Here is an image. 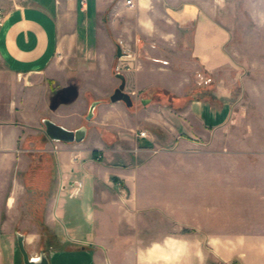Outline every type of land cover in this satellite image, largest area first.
Masks as SVG:
<instances>
[{
    "label": "crops",
    "instance_id": "1",
    "mask_svg": "<svg viewBox=\"0 0 264 264\" xmlns=\"http://www.w3.org/2000/svg\"><path fill=\"white\" fill-rule=\"evenodd\" d=\"M127 1L91 0L82 11L80 0H0V264H24L19 233L32 258L45 252L51 264H264V125L253 124L252 156L207 154L197 169L193 151L182 174L171 168L176 156L154 150L151 139L130 140L141 147L133 163L109 148H122L119 140L67 144L42 130L46 118L79 128L52 117L64 96L54 89L59 62L70 52L103 41L121 46L140 58L126 75L133 92L167 85L184 100V90L156 78L159 62H192L191 70L199 62L212 75L260 41L264 12L255 4L264 0ZM247 19L257 25L255 40ZM261 63L253 64L258 83ZM253 94L259 105L264 90ZM191 98L184 114L204 130L214 126L227 142L228 131L240 129L228 104ZM107 107L108 123L123 127L124 102Z\"/></svg>",
    "mask_w": 264,
    "mask_h": 264
},
{
    "label": "rangeland",
    "instance_id": "2",
    "mask_svg": "<svg viewBox=\"0 0 264 264\" xmlns=\"http://www.w3.org/2000/svg\"><path fill=\"white\" fill-rule=\"evenodd\" d=\"M255 9L264 12V4H255ZM242 21L245 27L253 29L247 34L248 41L255 40L257 25L251 19ZM258 21L260 29L262 28L259 31L258 44L256 42L254 45L249 44V47L253 48L240 52L244 54L242 62H230L228 68H220L212 75H209L199 62H195V68L192 70L188 66H193L192 62H159L161 69L156 78L162 84L170 83L177 90H184L187 99H178V94L171 91L167 85L149 87L139 92H133L132 87L127 85V92L135 102L133 107H127L124 103L125 109L117 111L124 124L117 129L112 122L111 124L108 123V119L106 120L108 111L105 109L113 104L111 96L121 83L116 77V71L122 67L125 75L134 72L140 64L139 56L125 50L131 57L121 59L117 56V46L104 41L98 47L92 45L94 48L70 52L66 59L59 62L60 79L55 81L54 88L69 97L70 102H61L60 97H57L53 102L52 117L58 113L70 126L87 127L88 136L84 142L79 143L83 146H91L98 139L112 138L123 142L122 148L113 146L109 148L117 149L118 151L113 150V153L125 158L127 162L134 163L135 156L141 149L140 146L131 145V139L143 141L151 139L154 150L171 152L170 154L176 156L171 168L178 170L180 174L189 169L188 155H192L193 151L197 169L203 168V158L207 154L226 151L229 154L243 153L252 156L259 148L257 140L253 139V135L258 133L253 131V124L264 125V98H261L259 105L257 99L253 100V92L264 90V82H255L253 75V64L260 62L262 67L261 62H264V20ZM129 67L131 70H128ZM188 70L192 74H188ZM193 95L205 96L216 106L221 102L228 104L233 110L232 122L243 127L236 129L237 127L233 126L232 130L228 131L227 142L220 131H215L214 126L204 130L197 119L184 114L185 103L192 101ZM94 102L99 104L94 117L88 120ZM131 124L136 126V131L130 129ZM40 126L45 132L43 122ZM141 132H147L148 138L140 137ZM180 139L186 142L182 143ZM188 140L196 144L191 145ZM100 152L99 159L106 160L108 158L106 151ZM186 182V179L180 178V185H186ZM75 195L77 192L74 191L71 196Z\"/></svg>",
    "mask_w": 264,
    "mask_h": 264
},
{
    "label": "water",
    "instance_id": "3",
    "mask_svg": "<svg viewBox=\"0 0 264 264\" xmlns=\"http://www.w3.org/2000/svg\"><path fill=\"white\" fill-rule=\"evenodd\" d=\"M124 52L121 46H118L117 56L122 57ZM116 77L121 81L119 87L116 89L114 94L111 96L112 103L124 102L127 107H133L134 100L130 93L127 92V77L125 74H116ZM63 102H70V98L63 96L61 98ZM99 102H94L90 108L87 119L91 120L94 117L95 109ZM45 126V132L47 136L56 142H63L67 144L82 143L88 136L87 127L83 126L78 129H68L53 120L46 118L43 120ZM17 240L20 252L23 256L24 264H51L49 256L45 252H41L38 258H32L26 248L25 236L23 234H17Z\"/></svg>",
    "mask_w": 264,
    "mask_h": 264
},
{
    "label": "built area",
    "instance_id": "4",
    "mask_svg": "<svg viewBox=\"0 0 264 264\" xmlns=\"http://www.w3.org/2000/svg\"><path fill=\"white\" fill-rule=\"evenodd\" d=\"M15 2L17 3H21V2H26L28 0H14ZM91 0H80V7H81V10L82 11H86L89 7V2ZM127 4L130 6V7H134L135 4H134V0H128L127 1ZM6 20V13H5V10L0 6V29L2 28V26L4 25V22ZM125 51V50H124ZM131 57L130 54L128 52L125 51L124 55L122 57H120L121 59H127ZM133 57V56H132ZM128 70H131V68L129 67ZM116 74H119V73H122V74H125L124 71L122 70V67L121 68H118ZM140 137H148L147 135V132H141L140 133Z\"/></svg>",
    "mask_w": 264,
    "mask_h": 264
}]
</instances>
